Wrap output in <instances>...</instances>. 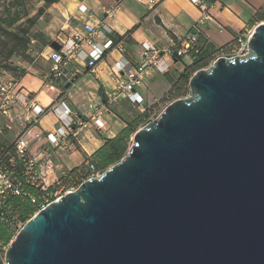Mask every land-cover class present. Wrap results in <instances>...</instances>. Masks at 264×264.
Segmentation results:
<instances>
[{
    "label": "water",
    "instance_id": "water-1",
    "mask_svg": "<svg viewBox=\"0 0 264 264\" xmlns=\"http://www.w3.org/2000/svg\"><path fill=\"white\" fill-rule=\"evenodd\" d=\"M188 86L116 164L36 212L4 264H264V23Z\"/></svg>",
    "mask_w": 264,
    "mask_h": 264
},
{
    "label": "crops",
    "instance_id": "crops-1",
    "mask_svg": "<svg viewBox=\"0 0 264 264\" xmlns=\"http://www.w3.org/2000/svg\"><path fill=\"white\" fill-rule=\"evenodd\" d=\"M103 1L111 6H119V12L114 19L105 18ZM205 5L210 19L205 20L198 27L199 44L209 45L213 49H222L234 43V40L245 36L256 19L257 13L264 8V0H205ZM83 7L86 8L85 12L81 11ZM69 17L73 19L72 22ZM201 17V10L189 0H102V2L82 0L77 1L73 12L66 15L67 20L63 29H67L65 33L72 34L83 32V26L87 22L107 25L114 36H127L125 57L132 64H136L141 59L139 44L141 38L158 50L166 51L178 44L194 29L196 30ZM69 24L72 26L69 27ZM52 41L54 42L53 39ZM50 48L51 45H48L42 54L46 63L45 68L33 69L20 79L21 93L32 97L36 105L46 112L36 123L29 124L25 120V106L19 102L12 110V122L17 121L22 127L25 123L26 126H30V134L39 135L38 139L29 138L27 153L30 157H35L46 149L54 152L55 167L47 172L48 184L51 187L71 171L85 166L106 140L116 137L126 126L125 122L109 109L121 112L128 106L137 107L123 98L112 104L106 101L105 92L112 88L110 70L120 58L115 51L97 62L93 69H89L80 58L75 59L68 66V71L74 76L78 75V79L67 93L63 94L60 90L47 93L42 91L44 76L50 69L48 59ZM81 49L85 53L91 52V48L86 45ZM191 62L192 58L189 56L174 57L170 69L165 73H159L154 68H150L144 76L142 86L138 89L146 107L162 98L176 83L178 74ZM58 96H61L65 104L78 115L88 104L104 106L106 111L103 114V120L106 129L103 131L97 129L88 119L79 136L67 140L66 148L50 146L46 140V134L59 127V124L49 108Z\"/></svg>",
    "mask_w": 264,
    "mask_h": 264
},
{
    "label": "built area",
    "instance_id": "built-area-1",
    "mask_svg": "<svg viewBox=\"0 0 264 264\" xmlns=\"http://www.w3.org/2000/svg\"><path fill=\"white\" fill-rule=\"evenodd\" d=\"M189 1L202 12L197 29H194L192 33L166 51L158 50L151 43L141 38L139 42L141 46V59L136 64H132L125 57V41L127 40V36H114L112 30L107 25L87 22L83 26V32L56 35L54 42L58 43L59 49L54 50L52 47L50 48L48 56L50 69L44 76L42 91L45 93L57 92L59 90L62 93L67 92L69 89H65L64 86L74 76L68 71V66L75 59L80 58L89 69H93L97 62L102 61L107 54L115 51L120 55V58L110 70L109 75L112 88L105 92L106 101L108 104H112L123 98L143 111L146 104L138 89L142 86L147 71L150 68H154L159 73H165L170 69L174 57L182 58L191 56L194 52H197L200 31L198 27L205 20H209L210 17L206 13L205 0ZM81 11L85 12L86 8H81ZM118 12L119 6L113 5L108 9H104V16L106 19L112 20L117 16ZM234 41L235 43H232L227 51L220 53L218 58H232L247 54L248 41H243L242 38ZM84 45L91 48L90 53L82 51L81 48ZM19 82L20 79L17 78L0 82V116L11 121L13 108L21 102L26 109L25 120L29 124L36 123L46 110L36 105L32 97L21 93L22 89L18 86ZM49 109L56 116L59 124V127L46 134V140L50 146L59 149L66 148L67 140L69 138H77L81 129L88 122V119L97 129L102 131L106 129L103 120V114L106 111L104 106L88 104L82 110V113L78 115V113L73 112L65 104L61 96H58ZM29 138L38 139L39 135L30 134V129H28L14 143V154L8 159V165H3L0 162V264H4L8 248L27 222V220L25 222L20 220V215L12 204V199L16 197L26 198L32 204H36L37 200H40L38 212L61 197V195H58L55 199H49L51 194H45L50 187L47 172L51 171L56 164L54 152L46 149L39 152L37 156L30 157L27 153ZM16 163L21 165L19 176L15 175L12 170L16 166ZM90 169L92 170L93 166H90ZM100 175L101 173L95 172L88 179ZM84 181L78 184L73 183L72 188L65 191L64 195L77 189ZM55 183L60 185L59 180ZM26 188L36 189L42 196L36 198Z\"/></svg>",
    "mask_w": 264,
    "mask_h": 264
},
{
    "label": "rangeland",
    "instance_id": "rangeland-1",
    "mask_svg": "<svg viewBox=\"0 0 264 264\" xmlns=\"http://www.w3.org/2000/svg\"><path fill=\"white\" fill-rule=\"evenodd\" d=\"M77 1L82 0H58L50 5L46 4V0H0V82L30 73L33 69L45 68L46 63L42 54L46 47L51 45L53 42L51 40H54L56 35H68L65 33L67 29H63L67 20L66 15L73 12ZM97 1L102 2V0ZM110 6L111 4L103 1V9H108ZM255 18L248 28V32L245 33L244 37H241L243 41H248V37L256 25L264 23V8L257 13ZM69 19L70 22L73 21L70 17ZM70 26L72 25L69 24ZM189 57L192 58V56ZM212 63L211 60L207 61L206 67ZM20 85L19 82L18 86L20 87ZM170 90L146 111V106L143 111L130 106L125 107L124 111L121 112L116 109L109 110L119 116L126 125L135 123L136 127L145 126L155 120L170 103L189 95V86L186 87L180 82L171 92ZM145 114V118L141 119ZM11 122L12 118L11 121H8L0 116V149L2 147L11 148L17 139L30 129V126H26L25 123L22 127L17 121ZM133 136L132 134L128 139L129 145L133 141ZM80 181L79 178H68L67 182L54 188L49 199L64 195L65 191L72 188L73 183L78 184Z\"/></svg>",
    "mask_w": 264,
    "mask_h": 264
},
{
    "label": "trees",
    "instance_id": "trees-1",
    "mask_svg": "<svg viewBox=\"0 0 264 264\" xmlns=\"http://www.w3.org/2000/svg\"><path fill=\"white\" fill-rule=\"evenodd\" d=\"M57 1L58 0H46V4L47 5L54 4ZM229 47L230 45L222 49H213L210 48L209 45H200L199 35H198L197 52L196 53L194 52L191 55L192 63L185 66L184 70L181 72L180 76L178 77V80L172 86V90L179 82L183 83L186 87H188L189 79L196 71L200 69H204L207 65V61L209 60H211V62H214L216 56L222 53L223 51H227ZM12 54H14V52H12ZM24 75H19L17 79H21ZM172 90H170V92ZM150 107L151 106H147L145 111L150 109ZM145 116L146 114L141 119H144ZM142 127L143 126L136 127L135 123L126 125L118 133L116 137L106 140L105 144L93 154V156L85 166L77 168L76 170H73L69 174L65 175L62 179L59 180V184L60 185L64 184L65 182H67L68 178H72V179L79 178L81 180L80 182H82L84 180H87L88 177L95 172L102 174L109 167L116 164L127 153L130 147V145L128 144L129 137L132 134L134 135L136 131H138ZM14 148L15 146L13 144V146L9 149H5L3 147L0 149V162L3 165H8V159L10 158V156H13L14 154ZM15 165L16 166L12 170L14 171L15 175L19 176V173L21 172V165L19 163H16ZM90 166H93L92 170L90 169ZM56 186H59L58 183L57 184L55 183L54 185L49 187L48 191L45 194L47 195L52 194V191ZM26 190L29 193L33 194L36 198L42 196V194L36 189L26 188ZM40 203H41L40 200H37L36 204H32L28 199L21 197L20 198L16 197L12 199V204L18 211V214L20 215V220L21 221L24 220V222L26 221V219H29L28 217L30 215L37 212L36 210H38Z\"/></svg>",
    "mask_w": 264,
    "mask_h": 264
}]
</instances>
